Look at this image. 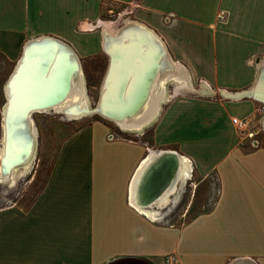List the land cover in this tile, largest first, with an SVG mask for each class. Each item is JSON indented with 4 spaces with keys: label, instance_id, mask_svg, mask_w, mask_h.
Returning <instances> with one entry per match:
<instances>
[{
    "label": "crops",
    "instance_id": "1",
    "mask_svg": "<svg viewBox=\"0 0 264 264\" xmlns=\"http://www.w3.org/2000/svg\"><path fill=\"white\" fill-rule=\"evenodd\" d=\"M102 1L0 0V57L15 71L30 43L50 37L80 59L108 54L103 86L129 65L141 84L151 76L154 84L173 60L204 88L175 93L166 82L152 147L109 140L99 122L70 134L29 204L0 209V264H108L122 257L167 264L168 256L174 264H264V147L243 151L232 120L252 119L264 103V0H114L132 4L147 44L127 34L112 39L103 21L123 29L127 19L100 18ZM154 150L187 158L191 175L179 179L178 158ZM166 163L176 170L158 185L155 172Z\"/></svg>",
    "mask_w": 264,
    "mask_h": 264
},
{
    "label": "bare ground",
    "instance_id": "2",
    "mask_svg": "<svg viewBox=\"0 0 264 264\" xmlns=\"http://www.w3.org/2000/svg\"><path fill=\"white\" fill-rule=\"evenodd\" d=\"M103 23L112 39H116L120 34H127L130 37H135L141 43L148 38L147 28L136 21L127 19L123 29H118L111 21H103ZM37 41L30 43L31 45L28 46L18 68L15 72L13 70V76L11 77L12 72L8 78L7 89L5 86V93L8 96L6 106H4L6 141L4 151L0 152V183L3 182V184L12 183L13 180L26 174L29 170L30 160L34 158L37 147L38 129L32 117L36 112L58 113L65 119H80L98 114L115 122L125 131L142 134L159 116L166 82L171 81L175 85V93L197 94L204 88V86L201 87L202 89L195 86L187 68L173 60L170 62L171 67H169V63L168 68L162 65L161 73L155 75L156 82L154 84L152 83L154 76L145 78L147 80L144 79L145 82L141 84L142 81L139 77L141 74L138 76V74L130 72L129 65L125 73H116V71L113 74V71V75L108 77L103 86L104 77L99 104L92 106L86 76L78 53L68 44L50 39V37L38 38ZM141 52L143 51L141 50ZM144 53L146 54V52ZM129 62H131L130 59ZM135 62L141 63L136 59ZM120 65L123 64L120 63ZM159 68L161 67L159 66ZM206 86L208 87V85ZM206 86L205 88H207ZM244 94L234 97H242ZM247 94L250 93L247 92ZM153 153L158 156L166 155L165 160L168 159V154H172L174 160L178 158L179 166L183 170L181 175L183 177H178L179 179L186 180L191 175L190 161L175 151L154 150ZM176 166L177 164L166 163L164 168L160 170V167L157 168L155 172L158 176L157 184L160 185L169 174L172 175ZM176 176L178 175L176 174ZM175 188L174 186L173 191ZM151 216L158 219L159 213H153Z\"/></svg>",
    "mask_w": 264,
    "mask_h": 264
},
{
    "label": "rangeland",
    "instance_id": "3",
    "mask_svg": "<svg viewBox=\"0 0 264 264\" xmlns=\"http://www.w3.org/2000/svg\"><path fill=\"white\" fill-rule=\"evenodd\" d=\"M132 4H125L114 0H103L100 8V18L104 20L122 19L137 20L132 13ZM140 22V21H139ZM81 31V29H78ZM100 30V29H98ZM98 30H93L95 36H100ZM30 45V44H29ZM28 45V46H29ZM28 48V47H27ZM26 48V50H27ZM26 54V51H25ZM24 58V57H23ZM23 60V59H22ZM21 60V61H22ZM82 67L87 80L88 94L91 99V105L97 106L100 101V90L104 77L106 76L110 64L108 54L99 51L88 57H81ZM16 65V64H15ZM15 65L7 63L3 57H0V152L4 151L6 141L5 127V107L7 97L5 86L9 76L13 72ZM18 66L16 67V69ZM15 69V71H16ZM11 71V72H10ZM14 71V72H15ZM13 72V74H14ZM11 75V77L13 76ZM10 77V79H11ZM9 79V80H10ZM195 86L199 82L193 81ZM171 87V86H170ZM7 89V86H6ZM102 93V92H101ZM163 104L160 112L163 110ZM160 115V113H159ZM34 123L38 129L37 147L34 158L30 160L29 170L26 174L17 177L13 182L0 183V209L6 205L20 201L28 205L31 199L37 194L39 189L46 181L52 165L55 162L59 148L63 141L77 129L94 122L104 124L108 129V135L115 133L119 139L140 142L146 145H153L154 126L147 127L142 134L132 133L121 129L115 122L104 116L93 114L80 119H65L58 113L36 112L32 115ZM238 117V116H232ZM264 107L258 106L252 119L244 118L248 124L244 128L234 127L237 136L238 146L243 151H250L256 147H264ZM240 118V117H239ZM214 184V193H217L216 178L212 181ZM10 184V185H9ZM22 198V199H21ZM180 221V220H178ZM184 221V220H183Z\"/></svg>",
    "mask_w": 264,
    "mask_h": 264
},
{
    "label": "water",
    "instance_id": "4",
    "mask_svg": "<svg viewBox=\"0 0 264 264\" xmlns=\"http://www.w3.org/2000/svg\"><path fill=\"white\" fill-rule=\"evenodd\" d=\"M263 71H264V67L262 68L261 70V73L259 75V81L260 79L262 78L263 76ZM202 83V82H201ZM237 93V92H235ZM212 95V94H211ZM232 98V97H231ZM234 98V97H233ZM232 98V99H233ZM237 98H241V97H237ZM236 98V99H237ZM174 152V151H173ZM169 155H167L168 157ZM168 183L164 184L160 190L156 189V191H153V194H151L150 196H153L155 194H157V192H161L163 190V188H165L167 186ZM155 190V189H153ZM158 190V191H157ZM150 203V202H148ZM148 203H145V204H148ZM151 204V203H150ZM154 206V205H152ZM108 264H153L150 260L148 259H145V258H142V257H122V258H118L116 260H113V261H110Z\"/></svg>",
    "mask_w": 264,
    "mask_h": 264
},
{
    "label": "built area",
    "instance_id": "5",
    "mask_svg": "<svg viewBox=\"0 0 264 264\" xmlns=\"http://www.w3.org/2000/svg\"><path fill=\"white\" fill-rule=\"evenodd\" d=\"M219 17H220V19H223L225 17V12L221 11L219 14ZM262 106L264 107V103L262 104ZM232 120H233V123L235 124V126L238 128H244L248 124V121H246V119H244V118L233 117ZM108 139L109 140H117V139H119V137L117 135H115V133H111L108 135ZM166 263L167 264H174V257L168 256L166 258Z\"/></svg>",
    "mask_w": 264,
    "mask_h": 264
}]
</instances>
